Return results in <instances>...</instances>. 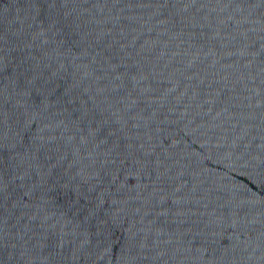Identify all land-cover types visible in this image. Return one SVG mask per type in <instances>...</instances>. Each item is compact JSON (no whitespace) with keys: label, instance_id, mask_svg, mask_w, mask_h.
I'll use <instances>...</instances> for the list:
<instances>
[{"label":"water","instance_id":"water-1","mask_svg":"<svg viewBox=\"0 0 264 264\" xmlns=\"http://www.w3.org/2000/svg\"><path fill=\"white\" fill-rule=\"evenodd\" d=\"M0 112V264H264L260 0H0Z\"/></svg>","mask_w":264,"mask_h":264},{"label":"snow or ice","instance_id":"snow-or-ice-1","mask_svg":"<svg viewBox=\"0 0 264 264\" xmlns=\"http://www.w3.org/2000/svg\"><path fill=\"white\" fill-rule=\"evenodd\" d=\"M117 2H119V0H117ZM191 2L194 4L196 2V0H191ZM261 3H264V0H260ZM164 3H167V0H164ZM114 68H116L118 70L119 66H114ZM116 79H119V77H115ZM74 89H69L65 91L64 97H63V104L68 106V107H73L74 105H76L78 102L80 104V107L76 110V112H79V119L84 120V119H88L89 114L91 113L93 116L97 115L95 108H90L89 105L90 104H95V101L93 99L92 95H89L88 93H84L83 96L81 97L80 95H77L76 93L78 92V88L76 86H74ZM24 95H28V92H25ZM43 104H45V106L47 107V98H45L44 101H42ZM57 103L59 104L60 101H57ZM74 115L76 114L75 112L73 113ZM2 118H3V113L0 112V122H2ZM104 123H107V121H104ZM163 123V122H161ZM91 129V125L89 126ZM101 131L100 128H96L94 131H90V135H94L96 133H99ZM158 131H163V129H158ZM143 147V145L141 146ZM131 153H129L124 160V163L127 162V160L131 157ZM150 156V153L146 154ZM109 163H121L119 160V157L114 158L113 160L109 161ZM149 161L148 160H140L139 158H137V160L135 161V164H133L132 169L129 170V176L131 177V171L135 170L137 165H140V171L136 177L138 184L137 186H139V184H145V186L147 187L146 184V179H151V170L148 169L147 165H148ZM123 170L118 169L117 171H121ZM147 172V177L145 176V173ZM75 178H73V183H75ZM131 183V178H129L128 180H125L123 182H121L119 180V175H114L112 177V182L109 185V188H114L116 187L117 184H119V188H117V192H122L123 190H125L126 186L128 184ZM85 187L84 184H79L78 187H76L74 190L76 192V195L80 198V199H84L85 197L88 198L89 200V204H88V208L90 210V214H95V211L97 208H99L101 206L102 202H106L109 197L111 196V192L109 190H105L102 189L99 185V182L96 185H93L91 187H89L87 189V191H82L81 189H83ZM5 188L3 185V182L0 181V198L3 197ZM29 195H31V193H28ZM154 196H159L160 198V202L163 205L166 201V197L163 194V190H160V192H154L153 193ZM93 198L95 200V203H93ZM131 239V238H130ZM132 252V249L128 250V254L130 255Z\"/></svg>","mask_w":264,"mask_h":264}]
</instances>
